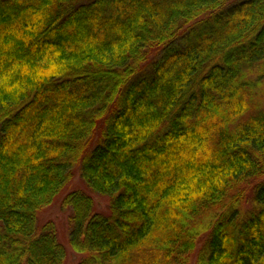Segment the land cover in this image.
<instances>
[{
	"label": "trees",
	"instance_id": "obj_1",
	"mask_svg": "<svg viewBox=\"0 0 264 264\" xmlns=\"http://www.w3.org/2000/svg\"><path fill=\"white\" fill-rule=\"evenodd\" d=\"M76 170L79 264H264V0H0V264Z\"/></svg>",
	"mask_w": 264,
	"mask_h": 264
},
{
	"label": "rangeland",
	"instance_id": "obj_2",
	"mask_svg": "<svg viewBox=\"0 0 264 264\" xmlns=\"http://www.w3.org/2000/svg\"><path fill=\"white\" fill-rule=\"evenodd\" d=\"M74 174L75 176L67 187L66 191L62 195L58 196L59 198H57L51 206L47 207L40 217L41 223L46 222V220L52 221L58 240H60L62 244L65 245L67 250V255L65 257L66 264H79V259L82 254L76 253L71 249L70 245H68L67 238L70 230L69 216L72 213V210L68 205L66 206L62 204V199L67 191L70 192L72 190L81 189L84 192H89L86 185H84L83 181L81 180L79 171L76 170ZM262 176V179H264V175ZM92 195L94 199V206H96L97 211L106 210L108 200L101 195ZM254 207L255 204L253 202L252 193L251 191L246 190L245 193L240 196V210L244 211L246 214H249V212L253 210Z\"/></svg>",
	"mask_w": 264,
	"mask_h": 264
}]
</instances>
